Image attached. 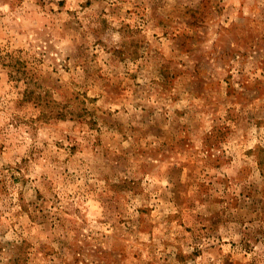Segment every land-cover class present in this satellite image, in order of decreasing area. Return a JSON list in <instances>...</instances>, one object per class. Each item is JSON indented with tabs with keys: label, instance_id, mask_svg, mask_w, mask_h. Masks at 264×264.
Segmentation results:
<instances>
[{
	"label": "rangeland",
	"instance_id": "1",
	"mask_svg": "<svg viewBox=\"0 0 264 264\" xmlns=\"http://www.w3.org/2000/svg\"><path fill=\"white\" fill-rule=\"evenodd\" d=\"M0 264H264V0H0Z\"/></svg>",
	"mask_w": 264,
	"mask_h": 264
}]
</instances>
